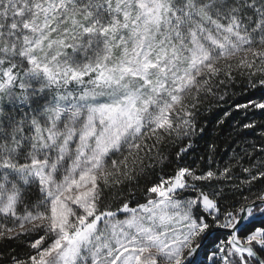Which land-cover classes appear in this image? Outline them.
Wrapping results in <instances>:
<instances>
[{"label": "snow or ice", "instance_id": "snow-or-ice-1", "mask_svg": "<svg viewBox=\"0 0 264 264\" xmlns=\"http://www.w3.org/2000/svg\"><path fill=\"white\" fill-rule=\"evenodd\" d=\"M0 264H264V0H0Z\"/></svg>", "mask_w": 264, "mask_h": 264}, {"label": "trees", "instance_id": "trees-1", "mask_svg": "<svg viewBox=\"0 0 264 264\" xmlns=\"http://www.w3.org/2000/svg\"><path fill=\"white\" fill-rule=\"evenodd\" d=\"M202 143V142H201ZM192 154L190 153L189 156H191Z\"/></svg>", "mask_w": 264, "mask_h": 264}]
</instances>
